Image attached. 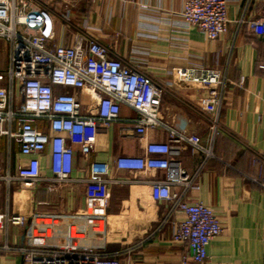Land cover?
<instances>
[{"label": "crops", "instance_id": "1", "mask_svg": "<svg viewBox=\"0 0 264 264\" xmlns=\"http://www.w3.org/2000/svg\"><path fill=\"white\" fill-rule=\"evenodd\" d=\"M186 1L58 0L55 11L68 15L71 28L82 29L159 84L164 90L162 121L206 148L195 153L186 148L179 158L190 171L201 167V189L195 195L214 208L223 224L205 264H264V35L240 22L260 17L264 0H227L228 30L215 40L185 25ZM63 26L58 21V38L71 45L73 31ZM6 61L7 69L9 56ZM195 67L219 69L233 82L220 107L208 89L179 80L178 69ZM120 116L122 121L99 127L88 157L77 147L74 158L76 178L88 176L93 160L110 164L116 180L104 199H89L82 183L53 187L43 182L37 190L8 184L5 176L15 174L17 163L29 157L17 144L9 147L2 141L0 264H22V256L5 247L74 250L88 244L118 257L121 264H182L187 247L173 239L175 216L160 226L168 208L150 196L149 181L165 173H134L116 166L118 156L140 155L146 143L166 142L169 133L155 127L139 137L126 121L138 113L123 105ZM214 122L221 132L212 142ZM41 161L44 174L51 176L49 155ZM15 215L24 216L25 223L8 220Z\"/></svg>", "mask_w": 264, "mask_h": 264}, {"label": "built area", "instance_id": "2", "mask_svg": "<svg viewBox=\"0 0 264 264\" xmlns=\"http://www.w3.org/2000/svg\"><path fill=\"white\" fill-rule=\"evenodd\" d=\"M57 1L0 0V39L10 46L9 66L0 71V150L6 139L9 147L17 144L19 152L29 157L26 163H17L15 174L5 176L7 183L19 182L30 190H37L43 182L53 187L82 183L89 199L106 198L110 183L116 180L110 164L93 160L88 176L76 178L74 158L77 147L85 157L94 151L99 127L122 121L125 105L138 113L137 118L126 120L133 124V134L145 137L149 128L164 127L169 139L146 143L140 155L118 156L117 168L165 173L149 181L151 199L168 208L160 226L175 216L173 239L187 247L182 264H205L208 247L222 233L223 224L214 208L195 195L201 189V167L190 171L179 158L186 148L194 153L206 152V148L162 121L164 90L159 84L82 29L71 28L68 15L55 11ZM182 16L185 25L212 40L228 30L227 0H187ZM58 21L64 22L65 30L73 31V44L59 40ZM240 22L264 35V3L260 17ZM176 73L183 83L208 89L218 107L228 83H233L215 68H180ZM211 128L213 142L221 131L217 122ZM45 153L50 157L51 176L42 169ZM8 220L25 223L21 215ZM5 249L17 251L22 264H121L118 257L99 252L94 244L74 250Z\"/></svg>", "mask_w": 264, "mask_h": 264}, {"label": "rangeland", "instance_id": "3", "mask_svg": "<svg viewBox=\"0 0 264 264\" xmlns=\"http://www.w3.org/2000/svg\"><path fill=\"white\" fill-rule=\"evenodd\" d=\"M5 43L4 40H0V66L6 71V59L9 56V47Z\"/></svg>", "mask_w": 264, "mask_h": 264}]
</instances>
